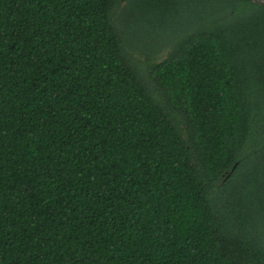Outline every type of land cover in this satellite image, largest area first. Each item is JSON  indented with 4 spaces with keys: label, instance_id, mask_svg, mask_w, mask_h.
Masks as SVG:
<instances>
[{
    "label": "trees",
    "instance_id": "obj_1",
    "mask_svg": "<svg viewBox=\"0 0 264 264\" xmlns=\"http://www.w3.org/2000/svg\"><path fill=\"white\" fill-rule=\"evenodd\" d=\"M0 264H264V0H0Z\"/></svg>",
    "mask_w": 264,
    "mask_h": 264
},
{
    "label": "rangeland",
    "instance_id": "obj_2",
    "mask_svg": "<svg viewBox=\"0 0 264 264\" xmlns=\"http://www.w3.org/2000/svg\"><path fill=\"white\" fill-rule=\"evenodd\" d=\"M159 41L160 39L158 37H153L152 35V36H149L148 38H144L142 45L141 44L137 45L141 53L142 59L144 61L151 63L152 61L162 59L165 57L166 49H163L164 43L160 42L162 45H160L158 49L156 48L154 49V47L151 45V43L153 42L159 43Z\"/></svg>",
    "mask_w": 264,
    "mask_h": 264
}]
</instances>
